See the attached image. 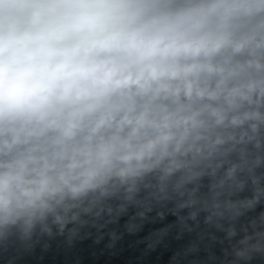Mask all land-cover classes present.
<instances>
[{
    "label": "clouds",
    "instance_id": "1",
    "mask_svg": "<svg viewBox=\"0 0 264 264\" xmlns=\"http://www.w3.org/2000/svg\"><path fill=\"white\" fill-rule=\"evenodd\" d=\"M0 264H264V0H0Z\"/></svg>",
    "mask_w": 264,
    "mask_h": 264
},
{
    "label": "water",
    "instance_id": "2",
    "mask_svg": "<svg viewBox=\"0 0 264 264\" xmlns=\"http://www.w3.org/2000/svg\"><path fill=\"white\" fill-rule=\"evenodd\" d=\"M186 240H187V237H185V240L183 241V242H186ZM88 243H90V242H88ZM100 247H103V244H101L100 245ZM149 259H155V255L153 254L151 257H149Z\"/></svg>",
    "mask_w": 264,
    "mask_h": 264
}]
</instances>
